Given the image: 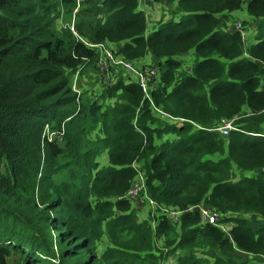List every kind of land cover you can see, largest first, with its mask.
Instances as JSON below:
<instances>
[{
	"label": "trees",
	"instance_id": "16d2710c",
	"mask_svg": "<svg viewBox=\"0 0 264 264\" xmlns=\"http://www.w3.org/2000/svg\"><path fill=\"white\" fill-rule=\"evenodd\" d=\"M167 1L182 15L146 32L139 0H84L72 32L77 0H0V264H160L155 236L171 264H264V0L247 1V47L227 15L244 0ZM86 43L149 53L153 104L185 122L160 121L121 77L82 100L70 75L95 67ZM188 50L187 71L175 56ZM235 117L225 138L214 130ZM139 172L156 204L184 212L179 226L136 219L125 195ZM196 206L233 214L219 219L229 233L198 225Z\"/></svg>",
	"mask_w": 264,
	"mask_h": 264
},
{
	"label": "built area",
	"instance_id": "2783aa9c",
	"mask_svg": "<svg viewBox=\"0 0 264 264\" xmlns=\"http://www.w3.org/2000/svg\"><path fill=\"white\" fill-rule=\"evenodd\" d=\"M84 0H77L76 6L71 12V23L69 25V29L74 32L73 22H74V14L78 10L79 5ZM228 27L233 28L237 32L241 33V37L244 39L245 31L242 27L241 21L235 20L234 22H230ZM88 47L93 48L98 56L95 69L97 73L102 76V81L108 83V80L116 79L117 77L123 78L125 83H136L143 94V100H147L151 113L154 114L156 118L160 121H167L172 124H180L185 122L182 119H175L167 113H164L159 107H156L153 104L151 98V88L154 86L155 81L159 77L161 73V68L156 63H150L146 61L140 60L137 64L128 61L125 58L121 57L120 55H116L115 51L110 47L108 43H98V44H90L86 43ZM188 66V64L186 65ZM186 66L184 68H186ZM183 68V69H184ZM187 71L189 70L186 68ZM79 73H75L70 75L71 77V89L76 91L77 81L79 79ZM264 85V83H263ZM262 85V86H263ZM138 112V109L136 110ZM237 119H225L221 120L214 126V130L218 132L223 138H225L230 131L235 130L234 121ZM195 128H199L196 124H193ZM134 166H136L134 164ZM124 199V198H123ZM125 199H133L138 200L141 203H145L151 208H154L157 213H159L160 217H164L166 220L174 226H179L181 216L184 213L183 211L179 210L175 207H161L153 200V198L146 193L145 189V176L141 172L137 173L136 177L133 179L130 187L128 188ZM194 207H190L188 210H192ZM197 212H199V222L198 225H205L207 223L212 224L220 228L221 231L224 233H229L228 229L230 228L231 224L227 223H220L219 219L222 218L223 214L215 211L209 207L203 206H196ZM158 217V218H160ZM156 218V223L157 219ZM155 223L152 225V230L155 229Z\"/></svg>",
	"mask_w": 264,
	"mask_h": 264
},
{
	"label": "rangeland",
	"instance_id": "374dc122",
	"mask_svg": "<svg viewBox=\"0 0 264 264\" xmlns=\"http://www.w3.org/2000/svg\"><path fill=\"white\" fill-rule=\"evenodd\" d=\"M247 1L248 0H244L240 9L229 12L227 14L229 17V20L241 21L242 27L244 28V31L246 32L244 38L247 37V39L244 41L245 47L249 46L253 42H256L254 40L253 36H252L253 38H251V39L248 38L249 34H251V33L254 34L253 31L255 29L256 21L249 13L246 12L245 8H246ZM138 10H140L142 13H144V15H146L147 25H148L146 32H149V31L151 32V31L156 30L158 27V24L156 25V23L163 20V19L164 20H167L170 18H176L177 19L180 17V15H182L181 13H177L176 7H175V2H169L167 0H158V1H156V0H139ZM110 47L115 51L114 45L110 44ZM146 55H148L147 57L150 56V58H147V60L145 59L146 62L157 63V61L155 59H153L151 57V55H149V53H146L145 56ZM175 59L180 61L181 67L183 66V68H184L187 64L189 65L190 62L193 63L195 61L196 57H195L193 50H188L187 52L183 53V55L175 56ZM139 61L134 62V63L137 64ZM78 76H79V79L77 81V87H76L77 94L82 96V100H85L86 98H92L93 95L96 94L102 86V76H100L97 73L95 67L85 69V71H83L82 73H79ZM260 83H261V85H263L264 76L260 80ZM209 85H208V87H209ZM74 92H76V91H74ZM45 134L46 135L49 134V131L47 130L45 132ZM89 135H90L91 139H93L95 137V135H93L91 132ZM58 142L61 144V140H58ZM105 154H106L105 152L101 153L97 157V162L99 163L100 166H106L108 163V161L106 162V155ZM135 165L137 168H140V166L142 165V161L136 162ZM233 171L236 175L235 176L236 179H238L242 176H246V175L254 176L258 173L257 171L240 172L236 168H234ZM262 171L264 173V169ZM129 201H130L129 202L130 203V210L133 211V214L135 215L136 219L139 222H146L152 228V225L154 223L156 224V218L160 217L159 213H157L154 208H151L148 205H146L145 203H141L138 200L129 199ZM227 216L231 217L234 215L231 213H228L227 215H223L222 218L225 219V218H227ZM243 216H245L247 218L250 215L248 214V215H243ZM250 217L253 218L252 216H250ZM229 224H231V223H229ZM151 232L154 234V231L152 229H151ZM152 250L158 254H164V257H162L160 264H171L174 262L175 255L169 254L168 253L169 250L166 251L164 249V246L160 242L159 237L155 236L153 238ZM233 251H235L242 258H246V257L248 258L250 256V254L246 255L245 253L240 252V251H236L234 249H233ZM181 253L182 252H179V254H181ZM185 253L188 254L190 252L185 251ZM10 264H12V263H10Z\"/></svg>",
	"mask_w": 264,
	"mask_h": 264
},
{
	"label": "crops",
	"instance_id": "0c3cea01",
	"mask_svg": "<svg viewBox=\"0 0 264 264\" xmlns=\"http://www.w3.org/2000/svg\"><path fill=\"white\" fill-rule=\"evenodd\" d=\"M254 32V31H253ZM255 33V32H254ZM251 35V36H250ZM254 37V34L253 33H251V34H249L248 35V38L249 39H251V38H253ZM246 39H247V37H246ZM148 55H146V56H144V58H143V60L142 61H145V59L147 60V58H150V56L149 57H147ZM106 155V154H105ZM108 161V156L106 155V162Z\"/></svg>",
	"mask_w": 264,
	"mask_h": 264
},
{
	"label": "clouds",
	"instance_id": "9594fccd",
	"mask_svg": "<svg viewBox=\"0 0 264 264\" xmlns=\"http://www.w3.org/2000/svg\"><path fill=\"white\" fill-rule=\"evenodd\" d=\"M244 40H246V38H244Z\"/></svg>",
	"mask_w": 264,
	"mask_h": 264
}]
</instances>
